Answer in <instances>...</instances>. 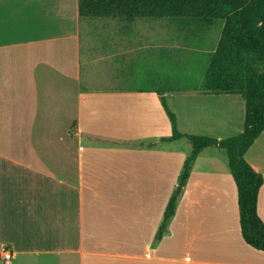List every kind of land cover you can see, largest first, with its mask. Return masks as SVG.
<instances>
[{
	"label": "crops",
	"instance_id": "1",
	"mask_svg": "<svg viewBox=\"0 0 264 264\" xmlns=\"http://www.w3.org/2000/svg\"><path fill=\"white\" fill-rule=\"evenodd\" d=\"M9 1L0 0V252L14 256L0 264H264L242 237L218 147L197 157L154 244L190 154L162 147L183 139L163 141L157 96L113 73L135 22L83 18L79 0ZM213 112L207 129L231 137ZM245 160L264 177V131ZM257 211L264 222V184Z\"/></svg>",
	"mask_w": 264,
	"mask_h": 264
},
{
	"label": "trees",
	"instance_id": "2",
	"mask_svg": "<svg viewBox=\"0 0 264 264\" xmlns=\"http://www.w3.org/2000/svg\"><path fill=\"white\" fill-rule=\"evenodd\" d=\"M79 13L83 18H118L130 23L167 19L184 27L191 22L206 27L215 21L225 22L200 90L212 95L242 96L246 103L244 131L225 139L183 134L176 115L162 98L172 127V136L163 141L186 139L192 146L178 179L182 188L204 149L218 147L227 152L238 190L242 237L249 246L264 252V222L257 211L264 177L245 160L247 151L264 131V0H79ZM181 193L182 189H176L170 197L154 244L168 233Z\"/></svg>",
	"mask_w": 264,
	"mask_h": 264
},
{
	"label": "rangeland",
	"instance_id": "3",
	"mask_svg": "<svg viewBox=\"0 0 264 264\" xmlns=\"http://www.w3.org/2000/svg\"><path fill=\"white\" fill-rule=\"evenodd\" d=\"M15 1L27 6L37 2L43 4L46 0L9 2ZM57 3L61 4L62 0H55V4ZM224 25L225 22L220 20L209 27L194 22L184 27L167 19L136 20L132 25L128 35L127 55L113 68V73L126 80L123 86L129 90H146L157 96L155 101L167 127L165 131H161L164 137L172 136V127L162 107V98H165L170 110L176 115L178 129L183 134L214 138V134L219 133L207 129L210 117L207 114L213 111L221 112L223 119L229 122L231 129L225 132L226 136L235 137L244 131L246 103L243 102V108L239 107L243 101L242 96H234L237 102L233 104L223 95L202 97L183 92L192 88L201 89ZM162 147L185 149L189 154L192 151V146L186 139L173 144L163 143Z\"/></svg>",
	"mask_w": 264,
	"mask_h": 264
},
{
	"label": "built area",
	"instance_id": "4",
	"mask_svg": "<svg viewBox=\"0 0 264 264\" xmlns=\"http://www.w3.org/2000/svg\"><path fill=\"white\" fill-rule=\"evenodd\" d=\"M13 253L8 247H4L0 252V259L3 263H6L13 259Z\"/></svg>",
	"mask_w": 264,
	"mask_h": 264
},
{
	"label": "water",
	"instance_id": "5",
	"mask_svg": "<svg viewBox=\"0 0 264 264\" xmlns=\"http://www.w3.org/2000/svg\"><path fill=\"white\" fill-rule=\"evenodd\" d=\"M181 189H182V187L178 186V187H177V192H180Z\"/></svg>",
	"mask_w": 264,
	"mask_h": 264
}]
</instances>
